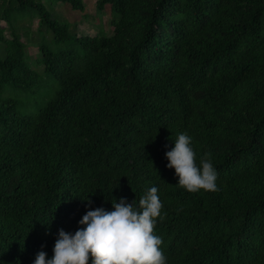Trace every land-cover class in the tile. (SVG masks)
<instances>
[{
  "label": "trees",
  "instance_id": "obj_1",
  "mask_svg": "<svg viewBox=\"0 0 264 264\" xmlns=\"http://www.w3.org/2000/svg\"><path fill=\"white\" fill-rule=\"evenodd\" d=\"M94 8L110 29L80 36L83 0H0V264L51 257L84 199L111 210L153 184L167 264H264V0ZM185 131L218 190L189 192L166 167Z\"/></svg>",
  "mask_w": 264,
  "mask_h": 264
},
{
  "label": "clouds",
  "instance_id": "obj_2",
  "mask_svg": "<svg viewBox=\"0 0 264 264\" xmlns=\"http://www.w3.org/2000/svg\"><path fill=\"white\" fill-rule=\"evenodd\" d=\"M193 137L186 131L178 134L165 152L166 167L174 169L179 186L189 192L216 191L218 171L205 153L197 162ZM88 210L74 231L60 228L53 254L38 252L33 264H167L161 245L163 237L155 231L162 215L163 201L158 186L147 188L137 201L126 197L112 198V209L104 206Z\"/></svg>",
  "mask_w": 264,
  "mask_h": 264
},
{
  "label": "rangeland",
  "instance_id": "obj_3",
  "mask_svg": "<svg viewBox=\"0 0 264 264\" xmlns=\"http://www.w3.org/2000/svg\"><path fill=\"white\" fill-rule=\"evenodd\" d=\"M95 1L96 0H83L85 10L82 14L70 12V14L73 17L77 18L75 26H76L77 34L80 36H92V35L94 36V35H96L95 31L98 29H104L107 32L110 29L108 27V20H109L108 14L102 15L101 18L99 16H96V10L94 8ZM55 12H57L61 16H63L65 14V11L61 6H57L55 8ZM84 14L89 16V20H86L85 18H83L82 15H84ZM94 16L96 18H93ZM22 25L23 26H28V25L31 26V33H30L29 38H30L32 43L37 42L38 36H37L36 30H35L36 26H37L36 21H34L32 24H28L27 22H24V23H22ZM3 27H5V24L3 22H0V28H3ZM5 35L8 36V32H5ZM1 49H3L2 46H1ZM26 51H27L29 57H31L32 59H34L38 55L37 49L35 47H33L32 45H28Z\"/></svg>",
  "mask_w": 264,
  "mask_h": 264
}]
</instances>
